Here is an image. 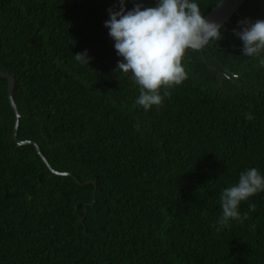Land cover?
Wrapping results in <instances>:
<instances>
[{
    "label": "trees",
    "instance_id": "obj_1",
    "mask_svg": "<svg viewBox=\"0 0 264 264\" xmlns=\"http://www.w3.org/2000/svg\"><path fill=\"white\" fill-rule=\"evenodd\" d=\"M221 1L196 0L204 16ZM137 2L156 4L125 7ZM109 9L118 0H0L18 139L80 181L13 140L0 78V264H264V191L241 202L242 222L218 223L222 191L253 167L264 176V54L244 57L234 34L264 19V0H247L221 28L208 65L189 51L188 79L150 110L117 69ZM82 52L90 63L75 59ZM213 64L242 87L226 75L221 85Z\"/></svg>",
    "mask_w": 264,
    "mask_h": 264
},
{
    "label": "clouds",
    "instance_id": "obj_2",
    "mask_svg": "<svg viewBox=\"0 0 264 264\" xmlns=\"http://www.w3.org/2000/svg\"><path fill=\"white\" fill-rule=\"evenodd\" d=\"M126 2L118 0V11L109 9L110 19L105 27L115 41L117 54L122 57L117 69L130 73L139 86L136 105L150 110L161 106L164 98L171 94L169 89L188 79L182 63L186 54L200 50L209 42H218L222 38L221 25L206 19L196 0H156L153 7L137 2L132 10L125 7ZM239 23L242 30H234V34L243 42L242 55L264 54V19H246ZM75 59L90 63L87 52L75 54ZM261 63L264 64V59ZM253 118L251 114L246 116L248 120ZM262 191L264 176L258 169L253 167L242 172L238 183L227 187L220 195V227H226L230 220L246 219L247 214L242 217L239 211L241 202ZM250 208L254 211L255 205Z\"/></svg>",
    "mask_w": 264,
    "mask_h": 264
},
{
    "label": "water",
    "instance_id": "obj_3",
    "mask_svg": "<svg viewBox=\"0 0 264 264\" xmlns=\"http://www.w3.org/2000/svg\"><path fill=\"white\" fill-rule=\"evenodd\" d=\"M246 1L247 0H223L216 7H214L212 9V11L208 15L205 16V18L210 20V21H214V22L219 23L221 25V28H222L239 11V9L242 7V5ZM210 45H211V42H209V44H207L206 46H204L203 48L198 50L201 54L202 61L207 65H208V60L205 57V51L207 50V48ZM0 78H4V79L8 80V97H9V102H10V105L12 107V110L14 112V117H15V125H14V129H13V140L19 146L31 145V144L34 145L36 147L39 155L41 156V158L45 162L46 166L48 168H50V170L52 171L53 174L74 177V175L70 174V173H62V172L55 171L50 166L49 162L47 161L46 157L42 153V151H41V149L37 143L32 142V141H20L18 139V131H19V124H20L21 115H20V112L17 108L16 102L14 99V90H15V86H16L15 77H13L10 73H5V72L0 71ZM74 178L76 179L77 182L80 183V181L76 177H74Z\"/></svg>",
    "mask_w": 264,
    "mask_h": 264
},
{
    "label": "flooded vegetation",
    "instance_id": "obj_4",
    "mask_svg": "<svg viewBox=\"0 0 264 264\" xmlns=\"http://www.w3.org/2000/svg\"><path fill=\"white\" fill-rule=\"evenodd\" d=\"M211 46V45H210ZM211 47H213V46H211ZM215 50H217V49H215ZM206 52H208V54L210 55V56H212V55H215L213 52H210L209 51V49L207 48V50L205 51V53ZM211 67H210V69L213 71V72H216L217 73V78H218V80H219V82L221 83V85H223L222 83H223V81H224V79L226 78L224 75H226L227 76V78L228 79H230V80H232V82H231V84H233V85H235V86H237V87H242L241 86V83H239V81H238V78H240L237 74H230V70L228 69V68H223V69H220L219 67H217L215 64H213V65H210Z\"/></svg>",
    "mask_w": 264,
    "mask_h": 264
}]
</instances>
